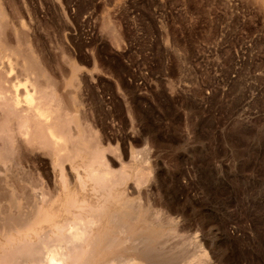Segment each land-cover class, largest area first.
<instances>
[{"label": "rangeland", "instance_id": "obj_1", "mask_svg": "<svg viewBox=\"0 0 264 264\" xmlns=\"http://www.w3.org/2000/svg\"><path fill=\"white\" fill-rule=\"evenodd\" d=\"M0 3L2 10L11 13L4 11L14 28L5 30L8 42L15 50L24 49L18 34L26 29L22 30L28 36L26 49L43 72L25 75L22 65H17L19 54L16 59L14 54L13 83H9H18L19 93L35 92L47 109L54 108L55 97L65 101L72 95V104L70 99L61 104L66 103L65 113H71L66 117H75L82 127L62 118V130L76 136L80 131L84 140L100 141L96 152L88 148L89 154L85 148L77 153L80 157L55 159L49 153L52 147L41 143V132L31 127L29 139L36 140L32 141L36 146L31 150L32 142L24 143L25 149L29 147L25 153H30L23 167L36 174L38 182L28 187L32 194L35 189L34 194L49 200L55 192V205H59L71 191L82 208L77 212L87 213L91 206L102 204L104 192H109L111 184H100L91 173L106 165L115 171V188L131 193L135 203L152 207L156 219H166V231L171 229L160 240L165 242L163 247L169 250L171 245L170 251L180 257L186 253L177 264H264V0ZM48 77L53 84L46 82ZM6 97L8 101L0 99L6 102L0 105V139L8 142L14 158L10 134L14 129L19 132L22 111ZM3 113L17 121L12 125L16 128L10 126L9 131ZM18 113V119L13 117ZM3 154L6 151L0 149ZM6 159L3 156L1 162ZM189 247L196 249L191 252Z\"/></svg>", "mask_w": 264, "mask_h": 264}, {"label": "bare ground", "instance_id": "obj_2", "mask_svg": "<svg viewBox=\"0 0 264 264\" xmlns=\"http://www.w3.org/2000/svg\"><path fill=\"white\" fill-rule=\"evenodd\" d=\"M11 2H13V1H11ZM0 4H2V3H0ZM15 4H17V3H15ZM3 7H5V5ZM5 8H8V7H5ZM15 8H14V10H15ZM5 10H7V9L2 10L0 8V16H2L0 18V99H2L3 101H5V100L8 101V98L6 96H9V101L12 103L11 104L12 107H16V108H18V110L20 109V112L22 111V113H20L21 114V116H20L21 121L18 122L19 128L17 129V131L19 130V132H16L15 129L14 130L10 129V126H12L14 124L15 120H13L14 118H10V117H9V119L6 118L7 114L4 115V113H6L7 110L3 113V115H4L3 118H1V119H3V121H4V119H7L8 129H9V131L11 130V132H12L10 135L13 136V138H12V140H13L12 144L13 145H11V146H13V148L15 149L16 156L14 158L10 157L11 155H9L10 150L8 147L9 146L8 142L5 139H0V149L1 150L3 149L4 151H6V154H3V156H7V159H6V161H4V163L1 162V158L3 156H0L1 157L0 163H2V165H3V166L0 165V171H3L2 173L4 174V176H0V264H177L179 261V258L181 259L182 256L186 255V253H185V255H182L180 257L179 255L174 253L175 250L170 251L171 248H173L171 245H170L171 248L170 249L168 248L169 250H167L166 247H163L164 246L163 244L165 242H161L160 240L163 238V236L166 237V234L168 233L167 231H169L171 229L170 228L169 230L166 231V226L168 224L166 219H163V217L160 219H156L155 218L156 216L154 217L155 213L154 214L152 213L154 210L150 211V210H152V207H151V209H149L150 206L146 207V206L139 205V204L135 203L136 202L135 199H132V197H130L131 193H130V195H128V194H126V191H124L123 189L115 188L116 186L118 187V182L116 181L117 184H115V183L113 184L114 181L112 180L114 178L112 174H114L115 171H114V173H112V170H110L108 167H106V165L103 162L104 159L102 160L101 157L100 158L97 157L98 158L97 161L100 164H104L105 165L104 168H102L103 165H100V166H102L101 167L102 169L99 168L98 171H96L97 167L95 169H91L92 171L90 170V168L89 169L87 168V169L91 171L92 175H94V178L100 184L108 183L111 185H110V189L108 187L109 192L105 191L104 193H107V194H105V195L102 194V195H104V198L102 200V204H100V205L98 204L97 206H91L92 208H90L87 213H82L80 211L77 212L78 209L82 210V208L78 207V205H77L78 199L76 198V195L73 194L71 191H69L68 193H66L64 195L63 200L61 201V203L59 205H55V202H57V200H56L57 197H55V194H56L55 192H54L55 194L53 193L54 196H52V197L50 196V199L46 200L43 198L42 194H41V196H40V193L34 194L35 189H34L33 194L31 192V190H28V187L29 186L33 187L37 181L36 176H35L36 174L34 173L35 175H33L32 171L31 172L25 171L24 167H23L24 162L28 161V155H29L28 153H30V152L25 153L26 152L25 150L27 149V151H28L29 147L28 148L26 147V149H25L24 143H30V141H31L29 139V136L31 133L30 132L31 127L36 128L41 132V133H39V131H38V133L40 134V138H42V140H43V141H41V143L42 144L44 143V146L52 147L53 153L52 152H49V153H51L52 154L51 156L55 157V159L56 158L58 159L60 156L64 157V155H67V157H72L75 154H77L78 152L80 153L81 150L83 152V149H85V148L87 149V150L85 149L86 152L89 150L88 148L94 149V151L96 152L98 150H95V149L99 148L98 144L100 142L99 141L100 139L98 140L99 142L97 144L96 141H89L88 139H87L88 141L84 140L81 136L82 134L80 133V131L77 133L76 129H74V131L76 130L77 136H76L75 132L71 133V135H68L66 128L64 130H62L63 129L62 127L65 126L64 121H65V119L68 118V117H66V115L68 116V114H69V113L68 114L65 113V110H68V109H66V107H67L66 103L68 104V102H69L67 99H70V101H71L73 99L72 95H69L67 92H65L68 94V96H66L67 99L66 98H64V99H66L68 102H66V100L64 101L63 99H61L64 102H66V103H64V105H63V102L61 104V100H59L60 95H59V99H56V97H55L54 98V108L50 107L47 109V107H45L44 105L41 104L43 101H40L39 95H38L39 98H37V96H36L37 94L35 92L34 93L36 95H34V93L30 92L31 90L30 91L27 90L25 92L19 93V88H18L19 85H18L16 80L15 81L17 84L14 83L13 85H11L13 83V81L10 79V78H12L11 77L12 75L10 74V70L11 69L13 70V65H15L14 64L15 60H13V59L14 58L16 59V57H17L16 54H19V59L17 60V65H19V64L22 65L21 67H23L22 70L25 71V75L29 74L28 76H30L31 74L34 75V73L40 74L43 72H41V70H40L41 65L39 67L38 62H36V60L32 57V55L29 54L30 51L28 49H26V48H28V46L26 45L27 39H28L26 37H28V36H26L25 33H23L26 31V29L24 31L23 28H21L23 30V32L20 29H19L20 33L17 32V33H19L18 35L20 36L19 37L17 35L19 38V40L18 39L17 40L20 43V45H22L21 47L24 49L17 50V48H16V50H15L14 47L12 48V45L10 44V42H8V40L10 39V38L9 39L7 38L9 33L6 34L7 32L5 30H9L10 29L9 27H12V24L9 23L7 19H5L6 18L5 12H7ZM7 13H10V12L8 11ZM8 18L11 19L10 15ZM11 29L13 30L14 28L12 27ZM11 29L8 32H10ZM13 36H14V33H13ZM11 43H13V42L11 41ZM15 46H17V45H15ZM14 54H15V57L12 58V56H14ZM40 62L41 61H39V64H40ZM41 63H43V62H41ZM16 69H17V67H16ZM42 70H43V68H42ZM22 73H24V72H22ZM19 75H17V76H19ZM49 75H50V73H49ZM38 77H39V75H38ZM39 79H41V78L39 77ZM50 79L51 78H49V77L46 78V82L50 83L51 82ZM55 79H57V78H55ZM21 80H24V79H21ZM74 80H75V78H74ZM3 82L7 83L5 85L8 86V89L5 85H3ZM57 84H58V82H57ZM32 85H33V83H32ZM11 86H12V89H11ZM61 86H63V85L61 84ZM43 87H44L43 88V91H44V89L46 87L45 86H43ZM57 87H59V86H57ZM40 88H41V86H39V89ZM52 89H53V87H52ZM35 91H37V90H35ZM55 91H54V93H55ZM62 92H64V91H62ZM53 96H55V95H53ZM69 96H71V97H69ZM50 97H51V95H50ZM61 97L63 98V96H61ZM3 101H1V102H3ZM48 101H50V100H48ZM1 102H0V105H1ZM5 103H4V105H5ZM71 104H72V101H71ZM3 108H5V107H3ZM10 110H12V108ZM15 110H17V109H15ZM72 110H73V108H72ZM8 111H9V109H8ZM12 113H14V112L12 111ZM9 116H12V114ZM18 116H19V113L17 116L13 115V117H15V118L17 117V119H18ZM73 116H74V114H73ZM62 118L64 119V121L62 120ZM85 119H86V116H85ZM3 121L1 120V123ZM68 121L70 123L73 122V124L75 122L77 127H79V125H81V124H79V122L81 123V121L78 122V120L75 117L68 118ZM5 122H6V120H5ZM15 122H17V121H15ZM4 123H2V124H4ZM82 124H84V123H82ZM81 127H82V125L79 128H81ZM1 128L4 129L5 127L4 128L1 127ZM88 128H89V126H88ZM71 132H73V131H71ZM81 132H83V130ZM92 132H94V131L92 130ZM31 134H33V131ZM17 135L19 138L17 137ZM89 135H91V134H89ZM20 136H21V138H20ZM93 137H95V136H93ZM0 138H1V136H0ZM38 138L39 137H37L36 139L38 140ZM40 138H39V140H40ZM34 139H35V137H34ZM32 141L36 142V140H32ZM101 141H102V139H101ZM33 142H32V144L31 143L28 144V145H30L29 149H31V146L34 144ZM37 143H38V141H37ZM42 147H43V145H42ZM50 147H48V148H50ZM41 152H43V151H41ZM88 152H89V154H91L92 151H88ZM100 152H101V150H100ZM49 153H47V155ZM97 153H99V152H97ZM135 154H136V152H135ZM136 155H134L133 160L136 159L135 158ZM49 156H50V154H49ZM77 156H78V154H77ZM77 156H74V157H77ZM99 156H102V154ZM138 156H139V153H138ZM74 157H73V159H74ZM78 157H80V156H78ZM89 157H90V155H89ZM95 157H96V155H95ZM97 158H95V159H97ZM62 159L63 158H61V160ZM70 160H71V158H69V161ZM72 160H71V162H73ZM85 161L89 162L90 159L87 158V159H85ZM91 161H92V159H91ZM134 161H136V160H134ZM56 162L58 163V161H56ZM83 163L81 165L84 166ZM26 164H28V162ZM52 164H54V162ZM70 164H72V163H70ZM89 164H91V162H89ZM142 164L143 163H141V165ZM60 165H62V164L60 163L59 166L57 165L59 167V170H60ZM34 168H35V166H34ZM72 169H74V168H72ZM138 169H140V168H138ZM138 169H136V170H138ZM29 170H31V169H29ZM72 171H74V170H72ZM87 171H85V172H87ZM88 173H89V171H88ZM62 174H63V172H62ZM123 174H125V171H123ZM92 175L89 177H92ZM122 176H124V175H122ZM79 178H80V175H79ZM126 178L127 177H125V179ZM140 178H138V180ZM71 179H69V180H71ZM62 180H63V178H62ZM122 181H125V180L122 179ZM142 181L144 182V180H142ZM81 182H83V181H81ZM94 182H93V184H94ZM122 183H124V182H122ZM40 184H42V183H40ZM135 184H136V182H135ZM94 186H96V185H94ZM119 186H121L120 183H119ZM80 187H82V186H80ZM92 187H93V185H92ZM104 188H106V187H104ZM126 189H127V187H126ZM36 190H37V188H36ZM54 191H56V190H54ZM44 192H45V190H44ZM100 192H101V190H100ZM92 197H95V196L93 195ZM99 197H100V195H99ZM150 201H148V202H150ZM83 202H86V201L83 200ZM79 203L83 204L81 201ZM96 203H97V201H96ZM152 203L155 204L153 201H152ZM152 203L150 205H152ZM89 206L90 205H88V207ZM80 207H82V206H80ZM76 208H78V209H76ZM83 208H85V206H83ZM155 212H157V211H155ZM156 214L158 216V212ZM167 235H169V233ZM180 236H182V235H180ZM172 238H174V237H172ZM171 240H169V242ZM179 240L181 241V239H179ZM185 240H186V238H185ZM166 241L168 242V240H166ZM184 242L185 241H183V244L185 245ZM39 244H41V247H39ZM180 244H182V243H180ZM183 244H182V248L184 247ZM197 245H198V243H197ZM188 246L192 247V245H190V244ZM168 247H169V245H168ZM180 247L181 246H179L178 248H180ZM190 247H189V249H190ZM195 247H197V246H195ZM193 248H194V246H193ZM189 249H187V250H189ZM176 250H178V249H176ZM194 250L190 249L191 252ZM198 250H200V249H198ZM180 251L181 250H179L178 252H180ZM200 251H199V253L203 252V251L202 252H200ZM203 254H205V253H203ZM194 256H196V255H194ZM200 261H201V259H200ZM198 262H199V260H198ZM203 262H204V264H209L208 261H203Z\"/></svg>", "mask_w": 264, "mask_h": 264}]
</instances>
